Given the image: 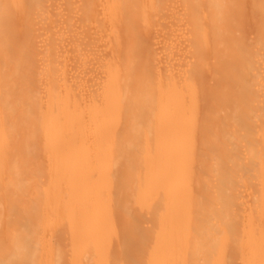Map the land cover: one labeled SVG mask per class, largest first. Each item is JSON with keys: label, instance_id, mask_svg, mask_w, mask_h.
Returning <instances> with one entry per match:
<instances>
[{"label": "bare ground", "instance_id": "6f19581e", "mask_svg": "<svg viewBox=\"0 0 264 264\" xmlns=\"http://www.w3.org/2000/svg\"><path fill=\"white\" fill-rule=\"evenodd\" d=\"M0 264H264V0H0Z\"/></svg>", "mask_w": 264, "mask_h": 264}, {"label": "rangeland", "instance_id": "374dc122", "mask_svg": "<svg viewBox=\"0 0 264 264\" xmlns=\"http://www.w3.org/2000/svg\"><path fill=\"white\" fill-rule=\"evenodd\" d=\"M252 35V34H251Z\"/></svg>", "mask_w": 264, "mask_h": 264}]
</instances>
